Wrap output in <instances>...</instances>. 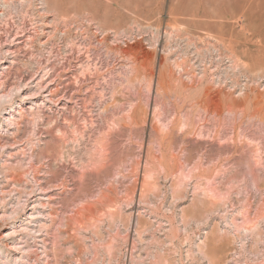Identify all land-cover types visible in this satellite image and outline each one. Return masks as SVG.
Wrapping results in <instances>:
<instances>
[{"label":"rangeland","instance_id":"1","mask_svg":"<svg viewBox=\"0 0 264 264\" xmlns=\"http://www.w3.org/2000/svg\"><path fill=\"white\" fill-rule=\"evenodd\" d=\"M0 251L264 264V0H0Z\"/></svg>","mask_w":264,"mask_h":264},{"label":"bare ground","instance_id":"2","mask_svg":"<svg viewBox=\"0 0 264 264\" xmlns=\"http://www.w3.org/2000/svg\"><path fill=\"white\" fill-rule=\"evenodd\" d=\"M8 95V94H7ZM4 97H6V95L4 96ZM7 97H9V96H7ZM6 97V98H7ZM10 99V98H9ZM19 108H22V104H19ZM16 118V117H15ZM9 120V119H8ZM15 120V119H14ZM13 122V121H12ZM16 212V211H15ZM14 213V212H13ZM1 252V251H0Z\"/></svg>","mask_w":264,"mask_h":264}]
</instances>
